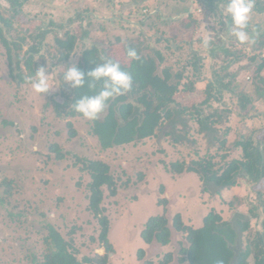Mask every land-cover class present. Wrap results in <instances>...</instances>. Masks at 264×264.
Returning a JSON list of instances; mask_svg holds the SVG:
<instances>
[{"label":"rangeland","instance_id":"obj_1","mask_svg":"<svg viewBox=\"0 0 264 264\" xmlns=\"http://www.w3.org/2000/svg\"><path fill=\"white\" fill-rule=\"evenodd\" d=\"M201 1L27 0L22 5L23 15L13 23L16 30L37 33L33 22L38 20L44 27L50 20L56 25L50 27L41 49L52 71L50 84H58L56 76L65 70L63 67L74 65L85 48H104L107 56L123 62V42L116 45L119 50L112 49L117 37L123 41L146 37L155 46L160 35H177L175 50H165L164 42L156 45L165 51L166 64L183 71L180 88L193 82L194 91L178 95L181 104L188 105V111L182 116L176 114L171 122L165 121L155 136L103 150L98 138L91 134L92 121L57 116L51 103L57 88L42 95L33 90L31 82L18 84L13 79L6 49L0 42V264H32L34 255L41 258L47 223L66 238L73 231L79 258H98L99 253H107L98 240L100 226L88 210L91 178L80 170L79 158L106 162L117 180V194L111 196L104 187L101 203L110 220L108 237L113 251L108 252L112 255H108L106 264H145L149 260L159 264L167 251L174 253L173 264H178L179 243H185L183 234L174 231L167 247L156 242L146 244L141 237L148 219L163 212L157 204L160 198L168 199L167 215L171 220L174 214L181 213L186 225L193 227H200L211 209L224 219H231L237 210L248 212L249 201H256L253 190L263 187V192L264 180L253 183L240 179L238 186L223 189L201 181L196 172L174 174L165 166L175 161L187 165L208 154H217L215 161L225 165L243 157L241 147H231L233 143L250 134L256 143L264 126V69L258 71L264 61V11H256L249 21L247 31L255 43L241 44L231 35L230 17L222 15L227 0ZM256 1L264 5V0ZM10 6L8 0H0V14L9 16ZM79 14L81 20H77ZM65 30L77 36V45L70 61L60 63L53 57L54 39ZM205 39L210 40L207 47L203 45ZM31 43L27 40V45ZM197 57L200 66L195 70L192 62ZM209 82L215 83L216 96L204 112L222 111L223 120L200 132L197 116L189 110H194L192 105L200 100L197 96H207ZM218 88L222 89L220 100ZM241 92L253 97L251 111L244 118L237 111ZM56 100L62 98L58 96ZM68 120L77 132L74 138H70ZM221 139L226 144L220 149ZM52 144L60 148L63 159L55 158ZM245 168L253 169L250 159ZM139 249L145 250L143 259L137 256Z\"/></svg>","mask_w":264,"mask_h":264},{"label":"trees","instance_id":"obj_2","mask_svg":"<svg viewBox=\"0 0 264 264\" xmlns=\"http://www.w3.org/2000/svg\"><path fill=\"white\" fill-rule=\"evenodd\" d=\"M8 1L11 6L7 12L10 15L5 17L0 14V42L6 49L10 74L13 79L18 84L30 83L29 78L35 76L36 70L41 65L47 64V57L41 55V49L50 27L56 25L53 20H50L48 25L44 27L38 20L33 22L36 25L37 33H32L28 29L18 31L14 28V19L23 15L21 12L22 5L27 0ZM198 1L202 2L201 0ZM256 11H264V5L261 1L254 3L252 14H255ZM81 18L82 15L79 14L77 20H81ZM69 22H74V20H69ZM58 25L61 28L67 27L65 24ZM31 26L29 28H32ZM27 40L33 43L27 45ZM54 41L56 52L53 57L60 63L69 62L76 50L77 36L72 32L70 33V30H65L62 35H56ZM120 42H123L120 52L126 59L120 64L123 69L131 73L133 87L131 91L109 101L107 109L100 118L92 121L91 134L98 138L103 150L137 143L155 136L165 121L171 122L176 114L182 116L188 111V105H182L178 95L190 94L194 91L193 82H189L186 88H180L184 79L183 71L166 64L165 51L156 45L157 42H164L167 43L164 45L165 50H175L173 47L178 44L177 35L171 38L160 35L156 38L155 46L149 44V38L146 37L138 41L134 38L123 41L117 37L114 42L116 44L112 48L114 51ZM25 46H27L26 50ZM129 48L137 51L138 60H128L127 50ZM117 49L119 50L118 47ZM106 52V49L98 46L85 48L79 52V58L74 65L87 73L103 62V58L118 61L107 56ZM115 54L116 52L113 55ZM37 55L40 56L37 58ZM198 61L199 58L197 57L192 62L195 70L199 69ZM262 69H264V61L258 66V71ZM56 78L58 80L57 85L60 86L54 92L55 96L51 97L55 113L59 117L69 119L82 117L81 114L73 110L72 103L82 95H91L99 91V84L95 89H90L88 85L80 89H73L70 85L63 84L64 81L59 79L62 78V73ZM87 82L86 76V84ZM214 89L215 83L209 82L206 88L207 96L204 98L197 96L200 97V100L192 105L194 110H189L192 115L197 116L200 132L211 129V125L223 120L222 111L216 110L208 114L204 112V107H210L211 100L216 96L213 92ZM216 91L219 93L217 95L219 96L218 100H220L222 89L218 88ZM262 93L264 95V89H262ZM58 96L62 98V101L56 100ZM252 103L253 97L250 94L241 92L238 95L237 104L239 108L237 111L242 118L251 111ZM225 111L230 112V109L225 108ZM67 126L70 138L76 137L77 132L71 120L67 121ZM213 131L216 134L217 129ZM213 137L214 139L217 138L216 135ZM220 143L221 149L225 146L226 140L221 139ZM231 147H241L243 157L232 159L225 165H218L215 161L217 154H208L206 157L193 160L187 165L185 162L175 161L169 164L165 163V166L174 174H180L184 171L196 172L201 181L223 189L238 186L240 179L249 180L253 183L260 179L264 180V126L260 128L256 143H254L253 135L250 134L246 138L236 140ZM50 149L55 154L56 159H63L64 154L56 144H52ZM222 157H226V155L222 154ZM247 159L252 162L253 169L251 171L245 168ZM79 162L82 163V167H79L80 170L90 174L88 210L100 226L98 240L103 243L107 253H99L98 258L88 255L79 258V251L75 248L72 238L73 231L70 232V237L66 238L53 224L47 223L45 225L47 233L44 236L45 250L42 252L41 258L36 255L33 256L32 264L108 263L106 262V260L108 261V252H113L108 237L110 220L101 203L104 198V187L108 188L111 196L117 194V180L111 174L110 166L104 161L79 158ZM7 184L10 185V182ZM262 189L263 187L256 189V191L253 190L256 193L254 198L256 201H249L248 212L237 210L231 219H224L220 213L211 209L204 216L203 224L200 227L186 225L181 213L174 214L171 220L167 215L168 199L160 198L157 204L163 207V212L148 219L141 230V237L146 244L156 242L167 247L171 244L174 231L183 234L185 243H179L178 264H264V196L262 195L264 191L262 192ZM160 192L164 193L162 187ZM229 204L232 207V204ZM144 255L145 250L139 249L138 258L143 259ZM174 257L173 252L167 251L159 264H173ZM145 264L154 263L149 260Z\"/></svg>","mask_w":264,"mask_h":264},{"label":"clouds","instance_id":"obj_3","mask_svg":"<svg viewBox=\"0 0 264 264\" xmlns=\"http://www.w3.org/2000/svg\"><path fill=\"white\" fill-rule=\"evenodd\" d=\"M254 10V0H227L222 15L231 19V35L241 44H253L255 39L247 31L249 21ZM210 40H203L205 47L209 46ZM129 61L139 59L137 51L129 48L127 50ZM50 64L41 65L35 72L34 77H30L33 90L45 95L60 85L50 84L52 71H49ZM63 84L70 85L73 89H80L88 85L90 89H95L99 84V91L91 95H82L72 103L75 112L82 115L88 121H96L105 112L109 101L132 90L133 77L131 73L122 68L120 62L110 58H103L93 69L85 73L76 65L63 67ZM61 74V73H60ZM86 76L88 82L86 84Z\"/></svg>","mask_w":264,"mask_h":264},{"label":"water","instance_id":"obj_4","mask_svg":"<svg viewBox=\"0 0 264 264\" xmlns=\"http://www.w3.org/2000/svg\"><path fill=\"white\" fill-rule=\"evenodd\" d=\"M112 255V253H109V256Z\"/></svg>","mask_w":264,"mask_h":264}]
</instances>
